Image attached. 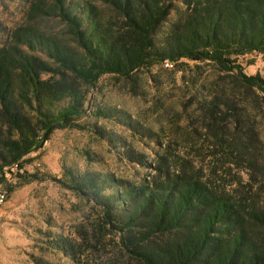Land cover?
Wrapping results in <instances>:
<instances>
[{
	"label": "trees",
	"instance_id": "16d2710c",
	"mask_svg": "<svg viewBox=\"0 0 264 264\" xmlns=\"http://www.w3.org/2000/svg\"><path fill=\"white\" fill-rule=\"evenodd\" d=\"M94 1L106 3L114 19L99 17ZM72 3L53 0V10L75 48L20 30L13 34L16 46L0 50V182L5 169L16 166L19 174L27 156L55 131H85L80 120L87 92L107 75L129 80L160 64H207L218 74L209 97L198 100L208 130L220 117L234 126L237 140L246 113L264 114V77L246 74L240 62L253 53L264 58V0ZM216 136L224 141L223 133ZM75 182L100 206V229L105 233L109 226L119 235L124 264H264V209L246 198L220 194L181 172L154 188L109 196H102L95 178ZM58 247L71 255L64 242Z\"/></svg>",
	"mask_w": 264,
	"mask_h": 264
},
{
	"label": "rangeland",
	"instance_id": "374dc122",
	"mask_svg": "<svg viewBox=\"0 0 264 264\" xmlns=\"http://www.w3.org/2000/svg\"><path fill=\"white\" fill-rule=\"evenodd\" d=\"M92 5L99 17L114 19L103 1ZM20 30L75 48L53 0H0V50L16 46L13 34ZM240 62L246 74L264 77L261 55ZM190 65L160 64L129 80L104 76L87 92V112L80 120L85 131L57 130L41 150L27 156L20 175L17 168L5 169L0 190L7 191L8 200L0 209V264L125 263L119 235L109 226L108 232L100 229L105 223L101 208L90 191L78 189L80 177L95 178L102 196H109L131 187L154 188L181 172L183 178L264 209V114L246 113L237 140L234 126L220 117L208 130L198 100L209 97L218 74L207 64ZM217 133L225 135L223 142ZM60 242L71 255L59 249Z\"/></svg>",
	"mask_w": 264,
	"mask_h": 264
},
{
	"label": "built area",
	"instance_id": "2783aa9c",
	"mask_svg": "<svg viewBox=\"0 0 264 264\" xmlns=\"http://www.w3.org/2000/svg\"><path fill=\"white\" fill-rule=\"evenodd\" d=\"M13 168H17L16 166ZM12 168V169H13ZM8 200V193L5 190H0V209L2 208V206L7 202Z\"/></svg>",
	"mask_w": 264,
	"mask_h": 264
}]
</instances>
